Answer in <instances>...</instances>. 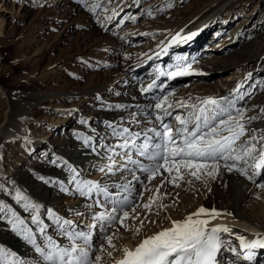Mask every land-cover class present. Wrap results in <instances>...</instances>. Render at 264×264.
I'll return each instance as SVG.
<instances>
[{
	"label": "rangeland",
	"instance_id": "374dc122",
	"mask_svg": "<svg viewBox=\"0 0 264 264\" xmlns=\"http://www.w3.org/2000/svg\"><path fill=\"white\" fill-rule=\"evenodd\" d=\"M210 1L212 0H0V15L3 14L2 17L5 18L3 23H6L0 27L4 35V37L0 38V57L5 55V59L0 60V88L4 93L5 90L9 89L24 93L41 92V90L47 89L58 90L59 86L66 90H68V87L77 90L88 87L91 81H97L100 77L98 73L101 76H105V72L118 70L121 65H128L132 68L142 65L143 71H149L154 65L153 58L145 61L142 56H138L137 54L132 55L136 47L138 49L146 42L147 21L159 18L164 23L168 22L170 24V21H174L181 14L185 18L192 16L195 13L194 10L196 11L197 9V4L200 6L199 10L207 8ZM226 1L216 0L212 6L208 7L209 10L204 12V16L191 23L193 27L189 25V32L193 31L194 34L196 31L198 36L203 34L198 45L195 49L191 50L190 54H195V52L201 54L203 52L202 54L207 55L209 50L204 49L209 48L210 45L216 46L217 43L220 45L221 43L219 42H223L225 38L231 41L229 39L233 37H235L233 39L241 38V41L239 40L229 50L221 52L227 53V55L234 54L239 50L245 51L248 54L254 52L260 39V37L258 39L255 37L260 34L262 29L258 28L255 31L258 33L255 35L253 29L259 24L263 25L264 31V0H252L247 6L238 3L234 7H228ZM229 8H231V12L229 13L232 18L224 20L223 16H217L215 21L212 22L213 26L211 28L205 25L207 29L205 27L201 29L200 25L202 23L199 21L204 20L208 14L214 16L215 10L223 12ZM84 11H87L86 13L91 15L88 18L89 24L87 23V19H83L85 17L79 18L81 14L85 13ZM251 12L252 14L247 18ZM60 14L63 15L61 18H58ZM211 21H207V23ZM130 24L132 25L131 27L129 26ZM240 25L241 29H239ZM238 30L241 33L235 36ZM241 34L250 36L248 41L252 40L256 42L254 47H246L245 38ZM158 44L161 49L162 47L164 48L165 53L167 52L173 58L175 56L174 62L167 64L165 71H163L164 76L162 75L168 81V84L174 86L171 87L172 89L169 88V93H172L182 83L188 82L185 78L195 76L196 72L193 70L190 72L187 69L184 70L189 73L187 75L168 76V73H174L175 68H178L181 63L183 67L191 68L190 63L184 62V60L175 55V49L173 47L168 48L169 43L166 44L165 39L160 40ZM90 46H93L92 49L86 50ZM142 61H144L143 64H141ZM255 62L256 59L253 58L245 67L243 74L244 79H247L243 83H258L255 71L258 70L259 66L261 71H264V57L257 64ZM198 68L200 67H196L195 70ZM232 70L230 69L224 74H229ZM219 74L218 72L209 77L206 80L205 88L201 87L197 91H194L191 105H195L196 108L189 107L186 115L190 111L195 112L199 108L205 107L202 101L212 97L220 100L222 105L225 104L223 98L227 97L229 100L236 101V107L244 108L243 100L238 99L240 93L237 91L241 87L242 81L236 86L237 89L228 91L224 97L217 94L210 96V93H208L210 92L209 89L217 81ZM180 77L184 79H180ZM144 79L137 76L134 79L136 86L140 85ZM169 79L171 80L169 81ZM203 89H206V91ZM233 93H235L234 96ZM47 97L41 101V105H28V108H24L26 117L30 118L29 121L12 119L7 122H0V160H2L1 157L5 160V163L1 164L0 174L3 176L0 177V190L2 191L1 194L5 192L9 193V200L12 199L10 202L15 207L19 205L17 201L20 200L23 192L29 196L32 195L25 188H21V186H17L13 181L7 180L12 178V171H15V167L26 169L23 162L26 163L28 156L25 157V155H30V158L36 157L37 154H31L33 144L40 141L44 142V140L47 141L49 137L56 135V133L60 134V129L63 130L62 133H65V123L74 119L75 109L81 107L79 105L80 100H77L75 97H66L65 99H55L58 96ZM83 100L88 102L89 97ZM158 101L159 99L156 100V102ZM2 104L4 111L7 110V105L5 103ZM258 106H260L259 113L263 114L261 109H264V103ZM208 107L209 109L212 108V106ZM20 111L22 110L20 109ZM230 111L233 115L236 114L235 109H230ZM173 114L170 117H173ZM226 115L220 118H226ZM159 125L156 124L154 127L158 130ZM6 128H9L11 131H8V135L2 132ZM71 133L73 137L70 135L68 139H75L73 135L74 131L71 130ZM223 134L227 135V133ZM253 143H256L257 147L260 148L261 145H264V140L262 143L261 141L258 143L254 141ZM58 156L64 157L63 154H58L56 158H59ZM260 171L261 176L257 178L253 186L254 194L252 193V195L247 197V203L242 210L248 216L252 218L260 216L259 220L264 221V213H262L264 212L262 210V207H264V189L257 187V184L264 180V169ZM70 172L78 175L81 173V170L72 164ZM181 174L184 176V179H177L176 183L169 182L171 176H169V173H166L157 175L150 182L146 180V182L139 185L134 183L128 185L130 187L127 186L128 188L122 192L127 194L130 188V191L135 190V195L130 198L132 204L123 210L129 212V216L123 218V224L117 221L113 222L109 227L108 221H97L95 219L96 216L101 213L107 216L112 213L113 207L111 202H109L108 209H99L95 205L93 198H88V203L85 206L91 208L92 214V220L88 223V228L93 224L96 225L95 228L90 229L94 240L92 244L94 247L85 245L80 239L75 241L77 246L88 248L89 251L92 250L90 254L92 257L101 255L103 259L100 261V264H115L118 259L120 260L124 257L123 249L134 250L144 239L172 227V221H182L191 213L196 212L200 207L205 208L202 201L205 199L207 193L212 190L213 180L217 176L213 179L202 175L201 179L197 180L183 168L181 169ZM171 175L175 176V171ZM90 182L98 184L102 189L103 187L108 188L93 180ZM108 189H111L114 193L116 186ZM111 196L113 198L115 195L111 193ZM153 199H155V202L152 204L151 209L145 208L144 205ZM20 208L24 210L21 205ZM133 208H135V211H132ZM34 210L38 213L36 207H34ZM112 214L117 215L118 219L122 217L121 211ZM226 220L224 219L223 221ZM228 222L225 225L235 224L236 227L239 226L245 230L252 229V225L247 221L233 222L230 220ZM102 223L105 225L104 230H101L100 227ZM221 224L224 225V223L220 222L219 225ZM105 234L113 236L112 243L115 245L114 248L110 247L106 240L102 239ZM228 238L233 241L228 240ZM223 239L221 257L219 256V260L222 262L220 264H235L238 261L234 258L239 253L238 248L240 247L238 246L240 245V241L230 236V234H227ZM101 243L103 244L104 251L97 252L96 248ZM228 248L235 249L234 258L225 253L224 256L223 252L227 251ZM108 252H111L112 255L109 256ZM237 257L239 256L237 255ZM252 264H264V258L262 257L259 261H254Z\"/></svg>",
	"mask_w": 264,
	"mask_h": 264
},
{
	"label": "bare ground",
	"instance_id": "6f19581e",
	"mask_svg": "<svg viewBox=\"0 0 264 264\" xmlns=\"http://www.w3.org/2000/svg\"><path fill=\"white\" fill-rule=\"evenodd\" d=\"M215 1H210L207 8L200 10V6L197 4L196 11H198L194 10L195 13L192 16L185 18L181 14L174 21H170V24L168 22L164 23L159 18L147 21L146 42L138 49L136 47L132 55L142 56L145 61L153 58L154 65L149 71H143L142 65L133 68L128 65H121L118 70L105 72V76H101L98 73L100 77L97 81H91L88 87L77 90L69 87L66 90L59 86L58 90L47 89L41 90V92L24 93L9 89L7 90L8 92L5 90L4 93L0 88V122H7L12 119L29 121L30 118L26 117L24 108H28V105H41V101L47 96H58L55 99L75 97L80 100L79 105H81L80 108L75 109L74 119L65 123V133H62L63 130L60 129V134L56 133V135L49 137L47 141L44 140V142L40 141L33 144L31 154H37L36 157L30 158V155H25V157L28 156L26 163L23 162L26 169L15 167V171H12V178L7 179L8 181H13L19 187L25 188L32 196L24 192L22 195L20 194V200L17 201L19 205L16 208L10 202L12 199L9 200V193L1 194L2 191L0 190V264H51V262L45 261L42 255L36 251L37 246L44 248L46 252L52 251L50 244L53 243L65 248L67 244L72 243L68 238V233L91 232L90 228H88V223L92 220L91 208L85 206L88 203V195H82L80 192V189L84 188L85 182L93 180L108 188L116 186V191L114 193L112 191L114 195L123 193L122 191L125 187L130 184H140L141 182L137 181L135 177H139L140 181L146 182V174L140 169L134 168L129 159L121 157L126 154V148L120 147V145L127 140L129 147L134 139L136 142H142L146 140V135L148 137L153 136L149 129L159 124L156 116L158 114L163 115L160 109L154 108L157 98L160 100L167 96L168 102L174 105L178 101L191 105L194 91L201 87L203 88L206 85V80L219 72L217 81L210 87L212 90L209 89L210 92L208 93H210V96L217 94L224 97L228 91L235 89L242 81L238 92L244 96L243 107L246 110L245 116L261 117L247 125L248 128L255 130L254 132H248V137L253 134L256 136L264 134V113H259L260 106H258L264 103V71H261L260 66L255 71L258 83H243L247 79H244L243 71L249 61L254 58L256 59L255 64H257L264 57L263 25L257 24L253 29V32L258 28L262 29L260 34L255 37L257 39L260 37V39L253 53L248 54L239 50L234 54L227 55V53L221 52L229 50L231 46H234L239 40L241 41V38L233 39L235 38L233 37L229 39L232 42L225 38L223 42H219L221 43L220 45L217 43L216 46L210 45L209 48L204 49L209 50L207 55L202 54L203 52L201 54L197 52L190 54L191 50L198 45L203 34L198 36L196 31L193 34V31L189 32L190 29L188 27L192 25L191 23L200 19L201 16H204V12H207L209 10L208 7L212 6ZM226 2L228 7H234L238 3L247 6L252 0H227ZM230 9H226L223 12L215 10L214 16L208 14L204 20L199 21L202 23H199L201 24V29L203 27L207 29L206 26L211 28L213 26L212 22L215 21L217 16H223L224 20L232 18L229 13L231 12ZM86 12L81 14L79 18L85 17L83 19H87L89 24L88 18L91 15ZM251 14L252 12L247 18ZM62 15L60 14L58 18H61ZM2 16L3 14L0 15V27L6 24L3 23L5 18ZM207 21L211 22L207 23ZM129 26L131 27L132 25L130 24ZM239 29H241V25ZM239 31L236 32L235 36L241 33ZM2 32L0 28V38L4 37ZM178 33L180 34L177 35ZM257 33L255 32L254 35ZM241 36L245 38L246 47H254L256 42L248 41L250 36L247 34H241ZM188 37H191V39H188ZM162 39H165L166 44L169 43L168 48L173 47L175 49V55L184 60V62L190 63L191 68L185 66L184 68L181 63L178 68H175L174 72L187 69L190 72L192 70L196 72L195 76L185 78L188 82L182 83L172 93H169V88L174 86L168 84V81L163 78V71H165L167 64L174 62L175 56L173 58V56L164 52L163 47L161 49L158 46L159 41ZM92 47L90 46L86 50H91ZM210 50L216 51L212 52ZM3 59H5V55L0 57V60ZM143 63L144 61L141 64ZM194 67L200 68L195 70ZM230 69H233L231 73L224 74ZM171 74L169 72L168 76H172ZM137 76L142 77V79L145 78L138 86L134 82ZM181 78L184 79L183 77ZM155 81H157L156 84H154ZM206 89L203 90L206 91ZM234 95L235 93H233ZM86 97H89L88 102L83 100ZM2 103L7 105V110L4 111ZM188 109L189 107L182 108L179 106L169 108L168 111L174 114L173 117H165V122L172 121L177 114L186 116ZM124 129H128V132H124ZM71 130L74 131L75 139H68L70 135L72 136ZM158 130H160V125ZM8 131L10 129L6 128L2 132L8 135ZM137 133L140 134L138 137L135 136ZM262 142L263 140H261ZM257 149L256 156L259 155V148L257 147ZM58 154H63L64 157H59V155V158H56ZM1 158L0 170L1 164L5 163L4 158ZM27 162L29 163L27 164ZM251 162L252 160L249 159L248 163L251 164ZM220 163L219 174L213 180V188L207 193L202 202L206 209L214 208L222 213L226 212L231 215H222L216 219H211L208 227L219 225L220 222L225 225L230 220L233 222L247 221L252 225L251 230H245L239 226L236 227L232 222V225H226L231 228V233H221V239L224 240L223 238L227 234L235 237V239L238 236H243L246 241L264 238V231H260L264 230V221L259 220L260 216L252 218L242 210L247 203V197L253 193L254 183L246 175H242L235 170L232 172L227 171L224 167V162L221 161ZM228 163H232V161H228ZM236 163L238 167L245 166L243 161ZM72 164L79 168L83 174L75 175L71 173L70 167ZM161 173L163 175L167 172L161 169ZM248 174H252L251 168L248 169ZM2 176L0 174V177ZM20 205L24 210H21ZM25 205H28V207L26 208ZM34 205H36L38 213L34 210ZM262 210L264 211V207H262ZM33 217H38L39 223L34 222ZM201 218L208 219L209 217L202 216ZM224 219L227 220L223 221ZM19 221H23V224L19 223ZM65 221L69 223H65ZM13 225H15V229ZM41 228H43V231H41ZM29 233H31V238L35 243L24 239V236ZM228 240L233 241L230 238ZM64 244L66 245L64 246ZM238 247H240L237 254L239 257L236 255L234 258L235 251L230 248L224 251L223 254L225 253L231 258L237 259L238 261L235 264H252L250 260L242 256L248 249L242 251L241 245ZM255 251L257 257L254 261L264 258V249L257 248ZM221 252L220 250L217 255V264L222 263L219 260Z\"/></svg>",
	"mask_w": 264,
	"mask_h": 264
},
{
	"label": "snow or ice",
	"instance_id": "6c2138e0",
	"mask_svg": "<svg viewBox=\"0 0 264 264\" xmlns=\"http://www.w3.org/2000/svg\"><path fill=\"white\" fill-rule=\"evenodd\" d=\"M94 10V9H92ZM146 35V34H145ZM191 39V37H188ZM187 71L174 72L171 75H187ZM251 75V74H249ZM239 91V89H237ZM238 99L243 100L241 94ZM225 104L222 105L220 100L208 98L202 101L205 107L199 108L195 112H188L186 116L180 114L175 115L174 119L178 122V126L173 129L169 122H165V117L172 116L168 111L169 108L176 106L185 108H196L195 105H186L183 101H178L175 105L168 102V97L161 98L155 105V109H160L163 115H157L156 120L160 124V130L156 127L149 129L153 136L146 135V142L137 147L140 156L146 157L151 164L142 165L137 160L128 157L132 164L138 165L140 170L145 173V179L149 182L157 175H162L161 169L169 173L171 180L169 182L176 183L177 179L183 180L181 169H185L197 180L202 175L215 178L219 174L221 161L227 171H237L254 184L258 177L261 176V169H264V145L259 148V155H254L258 149L257 144L253 143L264 140V134L257 137L255 134L248 137V132L255 130L248 128L253 120L259 119L258 116H245V109L236 107L235 100L223 98ZM167 105V107H165ZM208 106H212L209 109ZM230 109H235V115ZM264 113V109H261ZM226 115V118H220ZM128 132V129H124ZM223 133H227L224 135ZM137 133L135 136H139ZM242 138H246L243 139ZM155 141V142H152ZM239 142V143H238ZM134 144V141H133ZM120 147L127 148L128 141ZM251 159L253 163L249 164ZM232 161V163H228ZM238 161L244 162V167H238ZM252 169V174H248V169ZM175 171L176 175L171 174ZM75 179V177H74ZM135 179L141 183L139 177ZM190 183V181H189ZM146 187V185H145ZM258 188L264 189V180L257 184ZM86 189V190H85ZM93 189L106 192V189L100 188L98 184L93 182H85L84 188L80 189L82 195H89ZM159 191V189H157ZM155 199L150 200L144 207L151 209ZM132 204L131 200L125 199L117 202V206L112 208V213H117L118 208L122 212V217L118 219L117 215L112 213L105 216L101 213L96 216L97 221H108L110 227L113 222L123 224V218L129 216L128 211H123L124 205ZM27 208L28 205H25ZM35 207V206H33ZM165 207H167L165 205ZM135 211V208L132 209ZM222 215H231L230 213L221 212L216 209H206L200 207L196 212L191 213L182 221H172V227L166 228L156 235L144 239L134 250L128 248L123 249L124 257L115 262V264H217V255L221 250L224 241L221 239V233H231V228L226 225H216L209 228L211 219H216ZM201 216H208L210 219H202ZM33 221L39 223L38 217H33ZM23 224V221H19ZM65 223H69L65 221ZM15 229V225H13ZM90 229L95 228L93 224ZM101 230L105 229V225H100ZM43 231V228H41ZM138 231V230H137ZM68 238L72 241L70 248L60 247L50 244L52 251H45L44 248L37 246L36 251L39 252L45 261L51 264H100L103 259L101 255L92 257L88 248L78 247L76 240L80 239L85 245L91 247V232L83 231L76 233H68ZM24 239L35 243L31 238V233L24 236ZM106 240L110 247H115L112 243L113 236L105 234L102 237ZM240 245L244 249H264V238L246 241L245 237L238 236ZM97 252H103L104 247L101 243L97 248ZM232 251H235L233 248ZM77 253H79L77 255ZM111 256L112 253L108 252ZM246 258L253 260L255 253L249 251Z\"/></svg>",
	"mask_w": 264,
	"mask_h": 264
}]
</instances>
